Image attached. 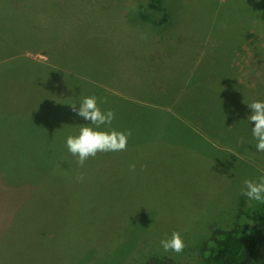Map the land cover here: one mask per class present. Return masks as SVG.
Segmentation results:
<instances>
[{
    "label": "rangeland",
    "instance_id": "374dc122",
    "mask_svg": "<svg viewBox=\"0 0 264 264\" xmlns=\"http://www.w3.org/2000/svg\"><path fill=\"white\" fill-rule=\"evenodd\" d=\"M162 1L0 0V264H135L173 232L175 263L204 264L205 239L264 207L241 194L264 152L221 121L240 104L226 82L264 101V0ZM91 96L131 136L79 167L66 139L88 122L70 105Z\"/></svg>",
    "mask_w": 264,
    "mask_h": 264
},
{
    "label": "trees",
    "instance_id": "16d2710c",
    "mask_svg": "<svg viewBox=\"0 0 264 264\" xmlns=\"http://www.w3.org/2000/svg\"><path fill=\"white\" fill-rule=\"evenodd\" d=\"M146 3L150 9L157 11L163 9L162 0H146ZM262 17L264 18V7ZM226 83L223 85H228L227 87L232 90L234 95L231 97H239L240 104L232 103L231 109L225 106L226 112L221 121H224V126H234L233 129L235 128L238 133L235 138L237 143H243L251 138L250 145L253 146L256 143L251 132L254 124L247 120L251 110L247 106L249 103L244 100L242 95L247 89V85ZM202 84L203 82L195 83L193 89L202 93L206 88V85ZM200 247L204 264H251L264 252V207L255 205L240 208L232 224L215 230L209 238L201 243ZM135 264L176 263L172 254L166 252L147 255Z\"/></svg>",
    "mask_w": 264,
    "mask_h": 264
},
{
    "label": "clouds",
    "instance_id": "9594fccd",
    "mask_svg": "<svg viewBox=\"0 0 264 264\" xmlns=\"http://www.w3.org/2000/svg\"><path fill=\"white\" fill-rule=\"evenodd\" d=\"M76 105H70L72 111L88 123L80 127L78 135L67 137L66 147L69 153L77 158L76 163L79 167H83L89 158H95L97 153L127 149L131 132H121L111 127L115 119L113 111H102L95 96L83 98L79 108ZM247 106L251 110L247 120L254 124L251 132L256 141L255 148L258 152H264V101H253ZM129 168L134 171L135 165L132 164ZM78 179L82 180L83 177L80 176ZM244 185L242 195L250 201L264 204V176L258 182L245 180ZM160 245L165 252L171 251L175 254H181L186 247L179 232H173L170 238L161 240Z\"/></svg>",
    "mask_w": 264,
    "mask_h": 264
},
{
    "label": "crops",
    "instance_id": "0c3cea01",
    "mask_svg": "<svg viewBox=\"0 0 264 264\" xmlns=\"http://www.w3.org/2000/svg\"><path fill=\"white\" fill-rule=\"evenodd\" d=\"M115 39V38H114ZM116 49L117 48H115L114 47V51H116ZM118 50V49H117ZM118 52V51H117ZM115 53L114 52V55H118V53ZM168 52V51H167ZM187 55H189V56H191L192 58L190 59V60H194L193 59V57L195 56V54L194 53H192V54H188V53H186ZM186 54H184V55H186ZM157 55V54H156ZM164 55V54H163ZM166 55V54H165ZM176 56H179V54L178 55H176ZM198 56V55H197ZM177 59L178 60H183L184 62H186V58L185 57H181V56H179V57H177L176 58V61H177ZM164 59H163V57L162 56H160V57H158V58H156V59H152V58H150V60L149 59H146V61H144V63H143V68H144V74H145V77L149 74V73H151L152 74V77L155 79V76L157 75V74H159V73H161V69L159 68V70H158V72L157 73H155L154 72V69H152V70H150L151 69V67L152 66H154V67H156V66H158V67H161L162 65H164ZM161 62H163V63H161ZM166 62V61H165ZM168 62V61H167ZM207 62V64L206 65H210V64H212L211 63V61H209V59L206 61ZM189 63H191V61H189L188 62V64ZM187 64V63H186ZM145 66H146V69H145ZM147 66H149V69H147ZM114 69L116 70V71H118V72H121V71H123V69H120L119 67H115L114 66ZM152 71V72H151ZM127 78H129V76L127 75L126 76ZM157 77H158V75H157ZM158 79H159V77H158ZM176 80V79H175ZM144 82V81H143ZM174 82V81H173ZM172 82V83H173ZM155 82H153V84H151V86H147V85H145V83L143 84L144 85V87H145V89H154L153 91H156L155 89H156V87H155V84H154ZM173 86H174V84H172ZM127 91H129L130 93H131V89L130 88H127ZM130 93H127V94H125V95H128V96H131V94ZM164 93V92H163ZM165 94V93H164ZM169 98H170V100L171 101H173L174 102V100L176 99V97L175 96H173V95H171V96H169ZM147 103L148 102H151V103H155V102H152V101H146ZM174 112V111H173Z\"/></svg>",
    "mask_w": 264,
    "mask_h": 264
}]
</instances>
